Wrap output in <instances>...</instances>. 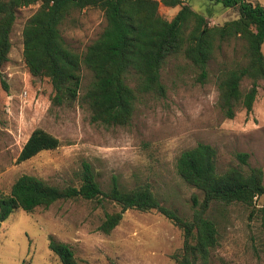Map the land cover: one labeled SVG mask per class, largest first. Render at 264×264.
<instances>
[{
    "label": "rangeland",
    "instance_id": "rangeland-1",
    "mask_svg": "<svg viewBox=\"0 0 264 264\" xmlns=\"http://www.w3.org/2000/svg\"><path fill=\"white\" fill-rule=\"evenodd\" d=\"M251 1L264 4V0ZM187 2L209 23L237 15L236 7L212 0ZM36 6L18 7L9 34L8 58L1 68L7 87L0 84V192H7L20 173L57 185L77 184L86 162L102 189L111 176L125 187L145 184L160 202L188 216L201 192L179 177L174 164L178 152L197 141L215 147L217 170L236 164V151H246L247 162L261 166L264 184V90L258 86L251 109L239 107L232 117H225L216 104L215 73L239 57L238 45L235 50L223 45L214 53L204 80L196 77L181 54L168 57L159 70L164 93L143 94L127 124L105 126L89 122L87 111L76 100L51 104L47 78L31 76L26 70L20 31ZM178 8V4L157 6L167 19ZM103 24L100 9L85 7L71 11L60 31L70 47L81 51ZM260 49L264 55V38ZM80 71L81 89L91 74L83 65ZM33 127L50 132L59 144L15 162ZM117 208L109 201L76 197L30 211L15 209L0 220V264H61L47 247L48 236L66 242L79 264H173L170 254L181 245L180 229L154 209L125 208L118 223L102 232L98 224L103 212ZM208 213L217 230L211 264H264V236L248 209L237 203L212 202Z\"/></svg>",
    "mask_w": 264,
    "mask_h": 264
},
{
    "label": "trees",
    "instance_id": "trees-1",
    "mask_svg": "<svg viewBox=\"0 0 264 264\" xmlns=\"http://www.w3.org/2000/svg\"><path fill=\"white\" fill-rule=\"evenodd\" d=\"M224 7H236L237 15L220 23L193 9L187 0H0V84L1 68L8 58L10 30L20 6L36 3L21 26V57L31 76L46 77L51 85L50 102L60 105L76 100L87 111L88 121L105 126L125 125L143 94L162 95L159 70L168 57L181 54L204 80L209 61L223 45L241 49L238 58L222 64L215 73L216 104L225 117L242 107L251 109L260 86L264 90V4L251 0H212ZM179 8L167 19L158 4ZM97 7L104 24L81 51L70 47L60 31L64 18L73 10ZM236 52V51H235ZM90 71L81 87L80 66ZM56 136L33 127L15 157L19 162L41 149L55 148ZM215 147L204 141L182 148L175 158V171L187 184L201 192L190 205L188 216L167 205L145 184L125 187L115 176L102 189L89 164L84 162L78 183L57 185L33 174L20 173L7 192H0V220L15 209L32 210L66 198L109 201L117 209L104 211L98 228L109 232L125 208L154 209L180 229L179 249L170 255L173 264H211L217 244L216 222L208 213L212 202L237 203L254 215L264 236V184L259 165L247 162L246 151H236V164L215 167ZM259 199V202H255ZM47 247L61 264H79L71 247L48 236Z\"/></svg>",
    "mask_w": 264,
    "mask_h": 264
}]
</instances>
